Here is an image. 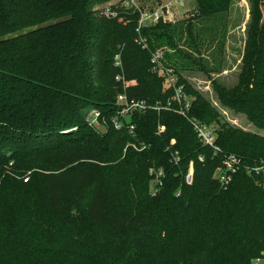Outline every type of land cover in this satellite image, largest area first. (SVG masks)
Returning a JSON list of instances; mask_svg holds the SVG:
<instances>
[{
  "label": "trees",
  "instance_id": "obj_1",
  "mask_svg": "<svg viewBox=\"0 0 264 264\" xmlns=\"http://www.w3.org/2000/svg\"><path fill=\"white\" fill-rule=\"evenodd\" d=\"M110 1L0 0V264H252L264 252V171L248 169L264 162V135L225 121L182 75L210 76L202 48L219 33L197 25L231 0H191L194 16L139 32L137 11L99 14ZM249 2L239 81L212 83L224 106L264 129V0ZM157 52L193 99L189 118L217 126L221 153L176 112ZM120 71L135 83L124 88ZM123 92L172 107L120 117L133 133L116 129ZM90 107L105 124L91 122ZM226 154L242 161L223 188L214 174ZM154 166L165 170L159 187Z\"/></svg>",
  "mask_w": 264,
  "mask_h": 264
},
{
  "label": "rangeland",
  "instance_id": "obj_2",
  "mask_svg": "<svg viewBox=\"0 0 264 264\" xmlns=\"http://www.w3.org/2000/svg\"><path fill=\"white\" fill-rule=\"evenodd\" d=\"M168 2L172 3L170 13L171 16L166 20L168 22L174 23L176 21L190 18L192 15L194 16L198 13L195 8V3L191 0H140L142 8L144 7L143 9H145L144 11H152L162 8ZM115 3L120 5V0H115ZM104 6L105 5H101L97 7V9L100 8L98 10L99 13ZM249 19V0H231L227 11H224L221 15H219L216 22L205 21L204 23L198 24V31H205L206 28L210 26L217 30V34L219 33L217 40L213 41V43L205 44L202 48V53L205 58L204 62L211 70V73L209 76L204 70L192 68L183 71L182 75L185 76L187 81H189L197 91H199L205 98L210 100L215 107L218 108L225 121L233 126L243 128L244 130H250L264 135V129L258 128L248 119V117H246L244 113L234 111L224 106L220 102L212 83V81L215 80L218 84H223L228 87H232L238 83L239 74L242 68V57ZM181 45H183V49H187L185 44ZM162 54H160L161 64L159 66L166 65L164 63L165 58L163 59ZM159 66H154L153 69ZM134 83L135 82L131 80L130 85ZM98 109L99 108L97 107H90L86 109V111H90L91 113L92 111ZM103 112L102 115H104ZM159 126L158 133H160ZM172 141L175 140H171V142ZM132 146L136 149H141L137 143H133ZM215 177L216 172L214 174V178ZM3 197L6 200L8 194L3 193ZM252 264H264V259L255 260Z\"/></svg>",
  "mask_w": 264,
  "mask_h": 264
},
{
  "label": "built area",
  "instance_id": "obj_3",
  "mask_svg": "<svg viewBox=\"0 0 264 264\" xmlns=\"http://www.w3.org/2000/svg\"><path fill=\"white\" fill-rule=\"evenodd\" d=\"M182 1V0H181ZM171 2L166 3L162 8L155 9L152 11H144L145 9L142 8L140 4V0H120V5H117L115 3V0L110 1L100 10V15L104 16H115L118 14V9H126V10H132L133 12L137 11L140 13V20L139 25L137 28V31H140V28L142 27H148L150 25H153L160 20L166 21L170 18L171 13ZM100 9V8H99ZM152 62L154 63V66H159L161 64L160 62V54L157 52L154 54V57L152 59ZM114 64L118 68H122V59L120 53L116 54L114 56ZM155 71L160 72L161 74H164L166 76V81L169 89H172L174 91V99L177 104L176 106V112L180 115L189 118V111L192 107V97L189 96L184 88V85L179 82V75L175 71L174 68L168 67V66H159L155 67ZM123 71H120L116 75L117 81H123V86L126 88L128 85L131 84V82H126L124 79ZM117 110H118V116L112 118L113 125L116 129H121L123 125L125 124L128 126V129L130 133H133L136 125L130 124L127 125L126 121L121 120L120 117L127 118L130 117L131 114L135 113L136 111L140 112H147L150 110H157L161 111L162 109H170L172 107L171 101H167V103H157L155 105L149 103L147 100L144 99H137L135 97H129L127 93H119L117 96ZM91 115V122L92 123H100V119H102L103 123L105 124V117L102 115V112L98 110H94L90 113ZM119 118V119H118ZM194 130L197 133L198 138L201 140V142L209 147H212L214 149V152L216 154L221 153V149L217 144V137H218V129L215 125H207L205 123H202L197 118H189ZM165 126L163 124H160L159 126V132L164 131ZM175 141H172L171 144H173ZM146 147V144L143 143L140 148ZM200 160L204 159V156L199 157ZM173 161L175 163H178L180 161L179 151L176 150L173 153ZM241 158L238 157L235 154H226L223 157V162L219 166V168L216 171V178L219 181L220 185L223 188H227L231 182L233 181V175L238 171V169L241 167ZM264 171V162L260 166H253L248 169L250 173H256L260 174L261 171ZM150 174L155 178V181L157 183V186L159 187L162 185V177L165 176V170L163 167H157L154 166L150 169ZM194 177V164L193 162L190 163L189 170L185 176L187 183L191 184L193 182ZM28 179L25 178L24 181H27ZM264 259V252L261 256L257 257L255 260H261ZM254 260V261H255Z\"/></svg>",
  "mask_w": 264,
  "mask_h": 264
}]
</instances>
